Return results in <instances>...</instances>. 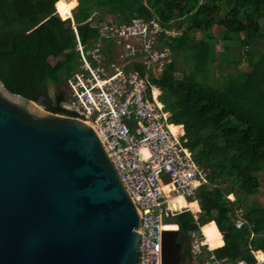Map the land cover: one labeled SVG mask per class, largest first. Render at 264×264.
I'll return each mask as SVG.
<instances>
[{
    "label": "trees",
    "instance_id": "trees-1",
    "mask_svg": "<svg viewBox=\"0 0 264 264\" xmlns=\"http://www.w3.org/2000/svg\"><path fill=\"white\" fill-rule=\"evenodd\" d=\"M63 2L0 0V52L10 51L12 40L15 45L12 55L0 57V82L54 114H60L62 87L77 58ZM73 8L84 41L97 37L102 22L128 24L134 18L155 17L164 28L180 31L168 44L173 62L152 82L161 90L169 122L183 126L184 146L194 162L208 171V186L197 195L205 242L217 248L219 259L255 264L253 252L264 255V208L250 200L264 187V0H77ZM214 28H221L223 40L236 39L251 49L244 70L220 76L216 84L212 68L227 58L216 53ZM49 58L57 61L50 64ZM48 84L54 87L51 97ZM238 209L246 222L240 230L234 227ZM172 221L184 236L186 260L187 232L194 220L182 212Z\"/></svg>",
    "mask_w": 264,
    "mask_h": 264
},
{
    "label": "water",
    "instance_id": "water-1",
    "mask_svg": "<svg viewBox=\"0 0 264 264\" xmlns=\"http://www.w3.org/2000/svg\"><path fill=\"white\" fill-rule=\"evenodd\" d=\"M139 224L95 131L0 82V264H139ZM184 261L163 232L162 264Z\"/></svg>",
    "mask_w": 264,
    "mask_h": 264
},
{
    "label": "built area",
    "instance_id": "built-area-1",
    "mask_svg": "<svg viewBox=\"0 0 264 264\" xmlns=\"http://www.w3.org/2000/svg\"><path fill=\"white\" fill-rule=\"evenodd\" d=\"M69 26L77 58L62 87L59 115L71 116L95 131L130 195L140 221L139 264H162L163 232L178 231L172 219L182 212H189L195 224L187 232L184 264H246L217 258V248L205 242L197 195L208 186V171L194 162L184 146L183 126L169 122L170 113L159 99L161 90L152 82L173 62L168 44L180 32L164 28L155 17L134 18L128 24H99L97 37L84 41L77 25ZM129 42L138 58L127 51L133 48ZM122 48L126 54L118 58L127 60L116 64L112 52H123ZM131 62L137 66L128 69ZM179 198L195 203V208H181ZM235 212L234 227L240 230L246 222L240 209ZM247 230L253 236L250 226ZM253 256L255 264H263L262 252Z\"/></svg>",
    "mask_w": 264,
    "mask_h": 264
},
{
    "label": "rangeland",
    "instance_id": "rangeland-1",
    "mask_svg": "<svg viewBox=\"0 0 264 264\" xmlns=\"http://www.w3.org/2000/svg\"><path fill=\"white\" fill-rule=\"evenodd\" d=\"M67 1L68 0H64L62 7H64L66 9V11L68 12V14H69L68 22H69V24H71V22H74L73 18H72V14H74L75 8H77L79 6H76L72 10H68L65 7V3ZM84 19H86V18H84ZM102 24H107V23L102 22ZM186 29H187V25H184L182 30L185 31ZM221 31H222L221 28L212 29V33L216 37V40H217L216 45H215L216 53H221L220 55H225V58H227L226 60L220 59L219 61H217L215 66L212 68L211 82H214L215 84L217 83V81H219L221 79L220 76H224V75L229 74V73H234L237 71L244 70V68L246 67V63H247L246 55H245L246 51L251 50L250 48H248V49L242 48L236 39H233L230 41H228L227 39L223 40V35L221 34ZM200 37H201V35L199 33H197L196 38H200ZM129 44L131 45V47H133L132 49L130 48L129 50H127L129 53H131L130 56L133 58H138L139 53L133 52V50H135L136 47L132 46V42H129ZM112 45L115 46V44H112ZM109 48L107 50H109ZM121 50L123 52H120L119 50L116 52H112L113 62L116 64H122V63H124V61L127 60V59H119L118 58L119 54H123V53L126 54L124 48H122ZM56 61H57V58H49L48 59V62L50 64H54ZM132 63L133 62L128 63V65H127L128 69L132 68ZM178 64L181 65V62L179 61ZM181 76H182L181 72L176 73V77L178 79H180ZM47 92H48L49 97L53 96L54 87L52 84H48ZM200 106L202 107L203 105L201 104ZM206 188H207V186H206ZM230 198L233 199V197H230ZM250 200H256L257 204H259L262 208H264V187H261L259 189V191L257 192V194L255 196L251 197Z\"/></svg>",
    "mask_w": 264,
    "mask_h": 264
},
{
    "label": "bare ground",
    "instance_id": "bare-ground-1",
    "mask_svg": "<svg viewBox=\"0 0 264 264\" xmlns=\"http://www.w3.org/2000/svg\"><path fill=\"white\" fill-rule=\"evenodd\" d=\"M75 1H77V0H68L66 3H65V7L68 9V10H70V5L72 4V3H74ZM181 200L182 201H184L185 203H186V205H187V207H190V208H195V203H188L186 200H184L183 198H179V204H180V207H181ZM170 227H168L167 229H169Z\"/></svg>",
    "mask_w": 264,
    "mask_h": 264
},
{
    "label": "crops",
    "instance_id": "crops-1",
    "mask_svg": "<svg viewBox=\"0 0 264 264\" xmlns=\"http://www.w3.org/2000/svg\"><path fill=\"white\" fill-rule=\"evenodd\" d=\"M205 240L208 242L209 241V239H207L206 237H205Z\"/></svg>",
    "mask_w": 264,
    "mask_h": 264
},
{
    "label": "clouds",
    "instance_id": "clouds-1",
    "mask_svg": "<svg viewBox=\"0 0 264 264\" xmlns=\"http://www.w3.org/2000/svg\"><path fill=\"white\" fill-rule=\"evenodd\" d=\"M261 252V251H260ZM185 262V261H184Z\"/></svg>",
    "mask_w": 264,
    "mask_h": 264
}]
</instances>
